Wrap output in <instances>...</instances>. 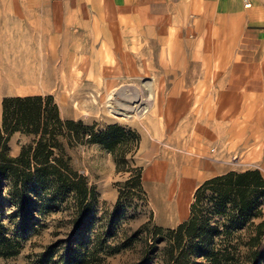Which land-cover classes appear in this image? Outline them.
<instances>
[{
    "label": "rangeland",
    "instance_id": "obj_1",
    "mask_svg": "<svg viewBox=\"0 0 264 264\" xmlns=\"http://www.w3.org/2000/svg\"><path fill=\"white\" fill-rule=\"evenodd\" d=\"M47 1L0 0V23L10 11L6 28L12 31L0 33V101L50 95L63 120L81 121L94 133L115 124L137 135L136 144L123 136L124 160L140 168L145 200L129 196L113 218L117 190L129 172H116L111 154L99 144L64 147L70 167L95 192L92 219L81 227L94 232L110 223L118 237L142 227L130 248L105 264H131L140 247L152 242L154 227L163 235L186 220L194 191L206 179L257 170L264 180V88L263 94L222 88L219 72L229 52L224 18L213 24L207 8L164 16L156 26L141 23L136 14L96 25L64 9L53 14ZM55 64L63 65L60 76L51 73ZM30 140L11 133L8 154L16 156ZM72 212V199L55 197L47 212L36 214L19 253L0 258V264H24L27 256L64 238ZM2 224L12 235L11 222L4 218ZM260 248L264 255V232Z\"/></svg>",
    "mask_w": 264,
    "mask_h": 264
},
{
    "label": "trees",
    "instance_id": "obj_2",
    "mask_svg": "<svg viewBox=\"0 0 264 264\" xmlns=\"http://www.w3.org/2000/svg\"><path fill=\"white\" fill-rule=\"evenodd\" d=\"M13 132L31 136L30 144L21 147L16 156L9 155L6 146L7 136ZM125 135L133 137L135 144L138 142L133 131H123L115 124L94 133L81 121L61 119L50 95L3 97L0 216L5 215L0 218V258L19 253L20 239L37 224L36 214L47 212L57 196L72 199L73 212L68 220L71 231L41 252L27 256L24 264H105L107 257L130 248L142 227L128 235L122 232L120 237L110 223L94 232L81 227L92 219L88 210L95 192L85 177L70 167L64 151L65 146L96 143L111 154L116 172H129V178L117 190L113 218L129 196L145 200L140 168L129 167L124 160ZM4 218L13 226L12 235L2 224ZM161 231L153 228L152 242L140 247L131 264H152L154 258L155 264H262L263 178L257 170H245L206 179L194 191L187 219L164 230L163 235ZM156 235L158 238H154ZM160 242L163 244L159 247Z\"/></svg>",
    "mask_w": 264,
    "mask_h": 264
},
{
    "label": "crops",
    "instance_id": "obj_3",
    "mask_svg": "<svg viewBox=\"0 0 264 264\" xmlns=\"http://www.w3.org/2000/svg\"><path fill=\"white\" fill-rule=\"evenodd\" d=\"M44 3L36 1L33 4ZM46 4L55 10L53 14L56 12L58 15L59 10L64 9L76 20L96 25L114 24L113 18L117 16L136 14L141 23L156 26L164 16L178 18L192 9L200 11L209 8L213 24L224 18L228 26V60L219 72L222 88L243 94H263L264 0H250L249 8H243L239 0H48ZM2 14L5 17L0 23V33L11 34L10 27L6 28L10 25V11ZM56 65L51 73L60 76L62 64ZM153 114L152 111L150 116Z\"/></svg>",
    "mask_w": 264,
    "mask_h": 264
},
{
    "label": "built area",
    "instance_id": "obj_4",
    "mask_svg": "<svg viewBox=\"0 0 264 264\" xmlns=\"http://www.w3.org/2000/svg\"><path fill=\"white\" fill-rule=\"evenodd\" d=\"M243 8L250 7V0H239Z\"/></svg>",
    "mask_w": 264,
    "mask_h": 264
},
{
    "label": "bare ground",
    "instance_id": "obj_5",
    "mask_svg": "<svg viewBox=\"0 0 264 264\" xmlns=\"http://www.w3.org/2000/svg\"><path fill=\"white\" fill-rule=\"evenodd\" d=\"M117 110H119V109H117Z\"/></svg>",
    "mask_w": 264,
    "mask_h": 264
}]
</instances>
